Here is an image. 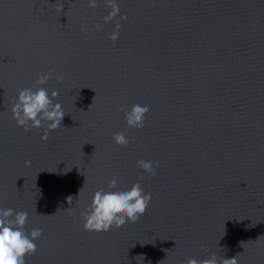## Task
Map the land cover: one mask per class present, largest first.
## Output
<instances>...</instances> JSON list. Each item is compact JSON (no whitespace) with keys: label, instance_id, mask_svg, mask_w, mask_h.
<instances>
[{"label":"water","instance_id":"water-1","mask_svg":"<svg viewBox=\"0 0 264 264\" xmlns=\"http://www.w3.org/2000/svg\"><path fill=\"white\" fill-rule=\"evenodd\" d=\"M114 2L125 20L104 19L112 0H0V207L42 229L26 264H264V0ZM49 68L35 86L58 90L65 115L42 141L10 99ZM136 101L144 127L121 108ZM114 176L151 193L146 212L85 231Z\"/></svg>","mask_w":264,"mask_h":264},{"label":"clouds","instance_id":"clouds-1","mask_svg":"<svg viewBox=\"0 0 264 264\" xmlns=\"http://www.w3.org/2000/svg\"><path fill=\"white\" fill-rule=\"evenodd\" d=\"M89 4L94 8L97 6V0H89ZM118 14L119 20L126 19L125 15L120 14L118 4L112 0V11L104 19L111 20ZM95 27L100 26L97 24ZM119 27L117 21L115 30L109 34L112 42L118 39ZM53 72L54 69L49 68L47 71L36 73L34 86L17 89L16 95L10 99V111L16 126L25 131L43 126L44 130L40 136L42 141H46L49 133L61 126L65 115L61 102L56 99L58 90L35 86L46 84ZM56 78L60 81L64 79L63 75ZM121 108L126 111L130 124L145 126L146 114L150 111L149 105L136 101L131 107L123 104ZM116 137L122 144L131 141L126 129L116 132ZM30 163L25 161L26 165ZM136 165L150 175L155 173L156 165L150 159L140 158ZM120 185V177L114 176L110 186L98 187L92 193L91 200L82 213L85 231L110 230L114 225L122 226L129 220L135 222L146 212L151 193L146 192L139 181L130 186ZM27 218L26 211L14 212L12 208L0 207V264H26L25 256L36 251L35 241L42 235V229L34 227L30 232L26 231L24 226ZM183 264H237V261L235 257L218 258L213 253L204 260L189 257Z\"/></svg>","mask_w":264,"mask_h":264}]
</instances>
